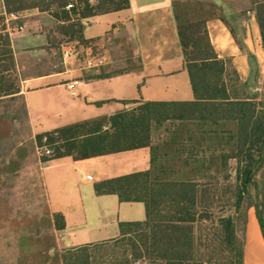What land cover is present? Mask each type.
I'll return each instance as SVG.
<instances>
[{
	"label": "rangeland",
	"instance_id": "rangeland-1",
	"mask_svg": "<svg viewBox=\"0 0 264 264\" xmlns=\"http://www.w3.org/2000/svg\"><path fill=\"white\" fill-rule=\"evenodd\" d=\"M70 2L80 4V13L85 11L87 0H0V72L12 68L10 40L26 33L27 28H32L30 18H11V14L19 13L16 11L21 8H37L43 13L39 18L42 31L29 30L32 34L40 33L46 41L43 45L45 52L40 53L38 58L28 53L22 54L29 69L28 74H34L39 69H61L60 45L73 40V30H78L73 28V25L82 22L81 17L65 16L62 8ZM174 3H179L176 9L179 24H191L195 26L194 30L200 32L198 50H195L191 57H199L205 49L207 38L200 25L205 19L208 20L207 23L211 21L220 24L221 28L225 27V32L229 33H226L228 41H233L241 53L237 60L223 54L222 58L217 57L223 64L222 74L206 73L205 84H209L211 89L215 86L218 89L224 88L230 100L213 105L221 107H217L216 113L211 119H207L206 126H201V123L196 121L170 120L155 127L154 139L156 143L157 140L161 141L160 145L170 142L176 130L183 138L188 136L190 131L194 142H200L199 160L203 164L185 166L187 142L184 145L176 144V150H180L178 154L169 151V147H164L167 154L164 152L159 158L160 168L164 170L161 177L168 181V184L193 180L196 185V206L191 210L196 217L195 222L189 225L192 228V261L188 264H238L235 250L242 246L243 227L249 209L255 212V209L248 208V205L258 202L259 190L264 186V162L254 173V185L247 186V191L242 195V203L236 207L238 193L242 187L241 173L246 167L248 146L243 144L242 138L239 139L238 124L223 116V108L239 106L237 104L242 103L237 102L248 101L246 104L254 106L255 115L264 117V53L259 28L256 26L255 33L251 26V15H255L256 7L252 0H173L172 9ZM88 5L96 7L98 1L90 0ZM247 11H250L251 15ZM207 23L206 32L211 45L210 38L213 34L209 36V32L213 29L208 31ZM255 24L257 25L256 18ZM75 37L79 35H74ZM245 42L250 44L251 49H247ZM211 47L213 49L212 45ZM215 54L217 56V53ZM242 57H245V63L239 61ZM1 79H4L2 87L12 85L16 88L17 79L12 73L0 76V82ZM203 89L205 87L200 83L199 90L203 92ZM59 98L66 103L70 97L62 88ZM216 118L220 121L214 125L212 119ZM57 123L59 121L46 122L40 129H51ZM214 131L218 134L213 133ZM36 137L27 123L22 100L1 99L0 264H66L64 257H71L69 253H72L73 257V250L78 249L69 247V241L64 238L61 230H58L59 223L46 202L41 168L52 155L46 157L43 154L45 139L42 138L39 143ZM48 149L53 151L52 147L48 146ZM251 153L254 159L260 156L257 149H253ZM176 198V190H171L168 198H165L166 202L161 205L162 215L157 216V219H165L174 214L176 205L171 202ZM227 217H231L235 225V239L231 245L226 242L225 231L220 224V220ZM154 224L152 221L148 227H142V231L137 235L79 248L87 247L86 253L90 257L88 264H165L149 259L140 241L144 234L152 233ZM181 234L183 232H174L176 237ZM173 243L174 241L164 243L163 250L172 251ZM148 246L149 250H152L150 243ZM81 254L83 252L79 255ZM139 254L144 257L137 259L136 255ZM169 254L172 255L173 251ZM81 262L82 258L78 264Z\"/></svg>",
	"mask_w": 264,
	"mask_h": 264
},
{
	"label": "crops",
	"instance_id": "crops-1",
	"mask_svg": "<svg viewBox=\"0 0 264 264\" xmlns=\"http://www.w3.org/2000/svg\"><path fill=\"white\" fill-rule=\"evenodd\" d=\"M172 1L128 0L124 9L82 18L81 41L101 64L84 68L74 59L60 58L61 69H39L34 74H28L22 54L38 58L45 52L43 36L31 33L42 31L39 18L43 13L37 8L19 12L20 18H30L32 28L10 40L12 68L1 75L12 73L16 77L17 93L0 100L20 98L36 136L80 124L99 125L96 135H103L110 117L141 104L193 102ZM251 26L257 33L255 15H251ZM211 28L210 41L217 57L223 54L237 60L241 51L228 41L225 27L210 21L207 30ZM245 46L251 49L248 42ZM244 58L239 61L245 63ZM73 80L78 84L70 91L67 85ZM62 88L70 97L66 103L59 100ZM58 121L51 129H40L46 122ZM155 127L152 125L147 147L85 159H76L75 153L44 163L41 177L45 199L54 217L62 218L61 233L70 248L116 240L120 238L119 224L146 220L144 203L121 201L116 190L120 178L151 174L153 163L166 152L165 142H155ZM241 264H264V238L251 209L243 227Z\"/></svg>",
	"mask_w": 264,
	"mask_h": 264
},
{
	"label": "trees",
	"instance_id": "trees-1",
	"mask_svg": "<svg viewBox=\"0 0 264 264\" xmlns=\"http://www.w3.org/2000/svg\"><path fill=\"white\" fill-rule=\"evenodd\" d=\"M89 1L90 0H87L85 11L80 13L81 18L100 13L118 11L126 8L129 4L128 0H97L98 5L96 7H90V5H88ZM252 1L256 7L254 14L259 27L264 53V0ZM65 6L66 4L63 6L62 11L66 14L65 16H69V14L64 11ZM178 6L179 3L173 4V14L175 22L177 23V34L193 90L194 101L190 103L141 104L132 111L117 113L110 117L103 135H96L100 128L99 125L97 126L96 124L92 126H88L87 124L72 125L42 134L41 136L39 135L36 137L39 143H41L42 138L45 137L48 141V145L53 148V151H56L48 161L73 156L75 153L76 159H85L95 155L112 154L147 147L150 144L152 125L162 126V123L174 120L180 122L196 121L201 123V126H206L207 119H211L210 117L216 113L217 107H221L213 105L220 102H230L224 88L218 89L215 86L211 89L208 86L209 84H205L204 82L207 72H214L216 75H219L223 73L224 69L222 62L217 58L207 37L206 23L208 20L205 19L200 22L204 30L205 38H207L205 49L199 57H191V54L194 53L195 50H198V36L200 32L199 30H194L195 26L191 24H179V16L176 10ZM23 10L25 9L21 8L16 12ZM73 28H78V30H73V40L82 42V25L76 24L73 25ZM74 35H79V37L74 38ZM11 60L12 57L10 58V61ZM2 72H0V76H2ZM2 81H4V79H1L0 82V97L17 93V89L12 85L7 88L2 87ZM200 83L205 87L203 92L199 90ZM237 103L242 104L223 108V116L238 124L239 139L241 140L242 138L244 141L243 144L248 146L246 152V167L241 173L243 178L240 179L242 183L241 190L243 192L241 190L239 191L235 204L236 207H239L244 199L242 195L247 191V186L254 185L253 178L257 167H261L264 162V117L256 116L254 106H247L249 105L246 104L249 103L248 101ZM219 121V118L212 119L214 125L219 124ZM177 132L176 130L170 142L165 144V147H169L168 150L172 151V153L178 154L180 150H176V144L184 145L185 142H187L188 145L185 149V166L191 167L192 164L203 166L199 160L200 142H194V137H192L190 131L189 135L184 138ZM213 133H215V131ZM215 134H218V132ZM78 138H81L82 141ZM253 149H257L260 152V156L257 159H254L251 153ZM165 154L167 153L165 152ZM153 165L155 166L151 174H136L117 180V182L120 183L116 190L119 199L125 202H143L146 209L145 222L119 224L120 238L124 239L131 235H137L142 231V227H148L153 221L155 224L152 233L150 235H147V233L144 234L143 239L140 240L142 247L145 249L146 256H148L149 259L159 260L165 264H188L192 261L191 249L193 240L191 237L192 228L189 225L195 222L196 217L195 213L191 212L196 206V185L193 180L168 184V181L161 177V173L164 170L162 171L160 168L159 160H156ZM171 190H176L177 198L173 199L171 202L176 205V211L172 216L165 217V219H157V216L161 217L162 215L160 209L161 205L166 202L165 198H168ZM259 192L260 196H258V202L249 204L248 208L255 209V214L264 238V186ZM54 218L59 223L58 230H62L64 228L62 218L59 216H55ZM220 224L225 231L226 242L231 245L235 239V225L232 218H222ZM174 232H183V234L176 237ZM172 241H174V243L172 245L170 244L173 251L171 255L169 253H172V251H168V249L163 250L162 246L164 243H171ZM148 242L151 244L152 250H149L150 246H148ZM138 248H140V245ZM149 251H151V254L148 253ZM235 251L238 264H241L242 246ZM79 252H83V254L79 255ZM86 252L87 247L75 249L73 250V257L72 253H69L71 257H64L63 260L66 264H71L73 259V264H78L79 260L82 258L80 264H88L90 257ZM141 257H144V255H136L137 259Z\"/></svg>",
	"mask_w": 264,
	"mask_h": 264
},
{
	"label": "built area",
	"instance_id": "built-area-1",
	"mask_svg": "<svg viewBox=\"0 0 264 264\" xmlns=\"http://www.w3.org/2000/svg\"><path fill=\"white\" fill-rule=\"evenodd\" d=\"M78 5L80 4L78 3L74 4L70 2L64 7V11L67 12L70 17L74 16L79 18L81 9ZM11 18L14 20L19 19L20 13L11 14ZM60 52H61V57L64 61L74 59L75 61L78 62V64L84 65V68H91L101 64V60L93 56L92 52L89 51V48L85 45V43L80 41L72 40L64 44H61ZM77 84L78 81L73 80L71 83L67 85V88L70 91H72L73 88L77 86ZM44 139H45L46 147H44L43 149V154L46 157H49L50 155H52V150L48 149V146L50 147V145H48V141L45 137ZM86 179L89 181L92 180L91 176H87Z\"/></svg>",
	"mask_w": 264,
	"mask_h": 264
}]
</instances>
